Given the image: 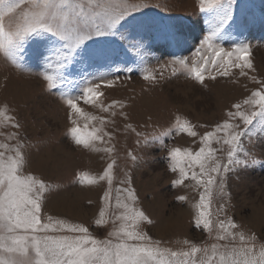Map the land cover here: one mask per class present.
Instances as JSON below:
<instances>
[{"label":"rangeland","instance_id":"374dc122","mask_svg":"<svg viewBox=\"0 0 264 264\" xmlns=\"http://www.w3.org/2000/svg\"><path fill=\"white\" fill-rule=\"evenodd\" d=\"M145 3L146 7L121 25L126 38L117 35L99 43V50H109L107 57L70 66L63 83L55 89H47L43 80V73L49 70L46 40L37 37L27 41L15 63L0 52V108L13 117L12 122H0V145L7 146L0 147V152L6 157L14 155L19 145L26 157L24 174L48 186L41 201L42 222L51 217L52 221L81 224L97 240H114L110 233L119 227L116 214L121 211L117 200L124 199L127 194L123 189L129 188L135 192V206L151 220L141 222L139 230L162 248L181 252L196 246L211 254L213 245L219 251L225 246H239L238 237L218 239L216 223L230 217L238 226L233 231L244 233L246 238L254 234L259 250L264 244V131L254 130L251 138L243 139L245 151L259 163L229 172L223 191L214 186L209 197L211 231L195 225V204L202 189L190 179L177 186L171 184L179 178V171L171 170L168 153L177 147L198 150L199 136L226 119V113L234 111L233 104L259 87L256 80H264V0H235L227 23L222 19L223 6L202 11L200 0ZM214 31V46L231 50L234 45H249L254 70L245 69L247 76L235 68L229 76L213 71L215 79L205 72L204 83L195 80L189 69L201 54L214 55L205 52L201 44L204 36ZM181 59L187 68L177 63ZM128 68L132 71H123ZM101 75L114 84L106 86L97 79ZM145 75L155 80H146ZM253 76L256 80L251 79ZM89 83L100 85L102 95L85 103L82 93ZM64 97H80L82 114H72ZM114 101V107L103 111ZM92 117L104 118L102 126L111 133V139L105 137L107 143L97 141L94 147L76 145L69 132L72 121L81 129L100 127L99 119ZM177 117L188 120L198 135L177 133ZM14 122L21 127H13ZM109 147L112 152L105 151ZM212 147L218 149L217 158L225 161L222 146L213 143ZM238 155L243 158V152ZM109 163H113L111 184L99 179ZM83 174L95 182L81 183ZM178 196L185 199L178 200ZM101 210L106 213V222L97 225ZM202 255L197 253V259Z\"/></svg>","mask_w":264,"mask_h":264},{"label":"snow or ice","instance_id":"6c2138e0","mask_svg":"<svg viewBox=\"0 0 264 264\" xmlns=\"http://www.w3.org/2000/svg\"><path fill=\"white\" fill-rule=\"evenodd\" d=\"M234 2L235 0H200V7L203 11L205 8L216 9L223 6L222 19L227 23L231 19V5ZM146 6L145 0H0V52L15 63L17 54L27 41L37 37L46 40L50 52L46 65L49 70L43 73V80L47 89L52 90L58 83H63L64 72L70 66L96 62L101 57H107L109 50H99V43L104 38L122 36L123 22ZM13 18H16L14 24ZM215 31L205 35L201 41L204 51L213 52L214 55L209 57L201 54L199 60L193 62L189 74L201 83L205 81V72L210 73V79H215L216 76L211 75V72L229 76L231 69L235 68L240 70V75L247 76L245 69L254 70L249 45H234L231 50L214 46L212 40ZM177 63L188 67L185 60L181 59ZM123 71L131 72L132 69ZM97 79L108 87L114 84L113 80H104L103 75ZM144 79L155 80V77L145 75ZM251 79L256 80V77ZM256 83L259 87L233 104L234 111H228L226 119L199 136L198 150L193 152L179 147L169 150L168 155L172 161L170 168L173 172L179 171V178L171 181V184L177 186L185 179H190L202 189L199 201L195 204L198 213L195 225L202 226L205 231H211L213 226L209 197L214 186L223 191L229 172L259 163L245 151L243 145V139L251 138L254 130L264 131V80H256ZM99 88L100 85L89 83L83 90V101L91 103L100 97L102 93ZM64 98L72 114H82V109L78 106L80 97ZM116 103L114 101L112 105L104 107L103 111H108ZM120 114L124 115L123 112ZM69 118L71 119V114ZM91 119H99L101 126H93L91 129L85 126L81 129L75 120L72 121L74 126L69 132L76 145L94 147L97 141L107 143L105 137L111 139V133L105 132L102 126L104 118ZM4 121L12 122L13 117L0 108V122ZM12 126L21 127L18 122H14ZM175 131L191 137L198 135L188 120L179 117L176 118ZM147 142L146 138L145 143ZM213 143L221 145V150L226 151L225 161L217 158L218 149L212 147ZM223 146L227 148L224 149ZM105 151L112 152L113 149L109 147ZM242 152L243 158H240L238 154ZM25 160V154L19 145L14 155L6 157L4 152H0V264H264V244L257 250L254 234L246 238L244 233L233 231L238 226L230 217L216 223L215 226L220 230L218 239L231 237L236 240L238 237L241 242L239 246H225L223 251H219L213 245L211 254L208 249L196 246L181 252L160 247L158 242H152L146 232L139 230L141 222L151 223V220L135 206L136 195L129 188L123 189L126 197L117 200L121 211L116 214V219L120 221L119 227L110 233V236L115 237L114 240H97L81 224L52 221L51 217L47 223L42 222L41 201L48 186L34 176L24 174ZM113 163L107 165L99 176L100 180L107 179L111 184ZM80 182L91 184L95 180L83 174ZM130 182L129 180L128 183ZM108 195L106 192L105 198ZM176 198L181 201L185 199L184 196ZM105 215V211L101 210V218L95 223H105ZM65 231L70 234H47ZM197 253H203L200 259H197Z\"/></svg>","mask_w":264,"mask_h":264}]
</instances>
